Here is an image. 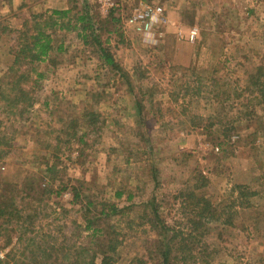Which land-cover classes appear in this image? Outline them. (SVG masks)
Returning a JSON list of instances; mask_svg holds the SVG:
<instances>
[{"label":"rangeland","instance_id":"1","mask_svg":"<svg viewBox=\"0 0 264 264\" xmlns=\"http://www.w3.org/2000/svg\"><path fill=\"white\" fill-rule=\"evenodd\" d=\"M94 1L100 19L112 12L118 19L100 41L119 69L105 65L93 41L69 35L51 66L37 64L43 79L31 111L0 115V194L13 186L20 210L18 222L0 218V264L92 258L97 247L85 217L103 240L117 241L110 264H161L166 240L148 226L150 203L166 226L186 234L183 214L197 197L218 211V221L192 239L191 253L181 250L190 240L171 243L174 262L264 264V103L243 91L256 67L264 71V0H112L116 10L106 13ZM141 5L165 23H129ZM9 51L3 35L0 91L9 81ZM86 113L97 116L95 125L86 124ZM45 163L53 171L45 173ZM42 189L58 196L41 200ZM109 205L120 212L105 218Z\"/></svg>","mask_w":264,"mask_h":264},{"label":"trees","instance_id":"2","mask_svg":"<svg viewBox=\"0 0 264 264\" xmlns=\"http://www.w3.org/2000/svg\"><path fill=\"white\" fill-rule=\"evenodd\" d=\"M116 10V9H113ZM112 10V11H113ZM114 14L109 13V15L103 20L99 18V15L94 9H90L87 6L83 12H78L74 16V21L79 24V32L77 33V38H79L83 44H88V40L93 41L98 46V51L100 53V59H102L105 65L110 68L117 70L119 66L114 61L113 57L109 54L107 49H105L100 41V32L104 27L109 24H114L118 22V19H114ZM72 20L69 18V11H52L48 15H37L32 17L29 21H26L20 30L13 29H3V33L7 37V43L9 45V54L12 55V64L8 68L9 81L5 83V87L0 91V115L3 116H19L27 114L31 111L36 103L34 86L43 79V74L37 69V64L48 61V65H52V56L55 53L63 52L59 47L55 50L53 47V39L51 32H53L55 27L60 29L64 28L66 30L74 29L76 27H71L70 22ZM116 32V31H115ZM14 44V45H11ZM53 53V55H50ZM34 76V77H31ZM7 86V88H6ZM248 97H253L255 94L258 95L254 100L256 102L264 103V71L261 67H256L253 72H251L246 79V84L244 90ZM250 100V98H248ZM140 113V112H139ZM141 115V113H140ZM85 117L89 126H93L97 122V116L93 113H86ZM141 118V117H140ZM88 126V128H89ZM84 138L81 135L79 142H83ZM45 173L53 171V166L45 163L44 167ZM153 176H155L153 174ZM3 193L0 194V218L2 223H11L12 221L18 222L20 219V210L16 204V197L14 196V187L5 184L3 187ZM239 194L242 197H246L243 189L241 187ZM27 190L34 191V187L31 186ZM9 192L8 194H5ZM56 195L57 192L48 191L42 189L40 193L37 191V195L40 196L41 200L45 195ZM117 197L120 196L118 193ZM80 197L77 190L73 195V204ZM193 198V193L190 198ZM24 200V197L21 198ZM197 199L196 203L191 207V211L187 214H183L186 220V224L190 225V230L186 234H182L180 229H175L165 225L163 219H161L157 206L150 203L151 215L147 218V223L152 231H158L164 240H166L165 249L161 254V264H176L175 258H172L171 251L173 247L170 246L171 243H177L181 241H189L182 244H178L179 249L182 246V251L186 253H191L193 249L192 239L201 238L203 235V229L207 224L211 222L218 221V211L212 208L206 199L200 197ZM91 205V204H89ZM120 211L114 205H109L107 212H102L101 214L105 218L116 215ZM85 232H91L92 243L94 247V256H99L101 258V264H110L111 257L109 254L115 252L117 247V241L114 240L110 234H108V239H104L100 236L101 229L96 227V223L89 220L87 217L84 218ZM88 250V249H86ZM88 252V251H87ZM94 256L92 258H87L86 260L80 259L78 264H94ZM50 260V258H48ZM48 259L44 260L42 258L43 264H48ZM190 259V258H189ZM187 258L182 259L183 262L189 260ZM68 264L70 259L67 258ZM34 262V261H33ZM197 259L193 264H196ZM208 264L207 261H203ZM35 263V262H34ZM24 264V263H22ZM136 264H145L144 260L138 259Z\"/></svg>","mask_w":264,"mask_h":264},{"label":"crops","instance_id":"3","mask_svg":"<svg viewBox=\"0 0 264 264\" xmlns=\"http://www.w3.org/2000/svg\"><path fill=\"white\" fill-rule=\"evenodd\" d=\"M94 0H0V39L5 35L3 29L20 30L26 21H29L32 17L37 15H48L52 11H69V18L71 27L77 29L66 30L55 27L51 32L53 39V47L56 50L58 47L61 51H66L69 48L68 42H65L63 38L69 35L77 37L79 32V24L74 21V16L78 12H83L85 7H92ZM97 7V6H96ZM95 8V6H93ZM4 21L3 27L1 22ZM6 24V25H5ZM5 37V36H4ZM56 38L60 39L59 41ZM50 55H53L51 53ZM48 61H46L47 63ZM52 81L61 82L57 78H51ZM69 80V79H68ZM70 81V80H69ZM65 82V81H64ZM56 92V91H55ZM58 94H55L57 97ZM47 101H44L46 105Z\"/></svg>","mask_w":264,"mask_h":264},{"label":"built area","instance_id":"4","mask_svg":"<svg viewBox=\"0 0 264 264\" xmlns=\"http://www.w3.org/2000/svg\"><path fill=\"white\" fill-rule=\"evenodd\" d=\"M99 3H101V9L104 13L107 12V10L115 9L117 6L115 3H113L112 0H98ZM158 11L149 5H141L139 7H136L131 15L129 17V23L132 24H140L147 22L148 24H154L155 22H161L165 23L164 18H158L157 17ZM196 35V30H192L190 32L189 38L190 40H193ZM6 258V250L0 249V261L5 260Z\"/></svg>","mask_w":264,"mask_h":264}]
</instances>
